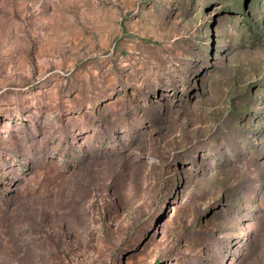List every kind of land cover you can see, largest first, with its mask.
Masks as SVG:
<instances>
[{
	"label": "rangeland",
	"instance_id": "obj_1",
	"mask_svg": "<svg viewBox=\"0 0 264 264\" xmlns=\"http://www.w3.org/2000/svg\"><path fill=\"white\" fill-rule=\"evenodd\" d=\"M0 264H264V0H0Z\"/></svg>",
	"mask_w": 264,
	"mask_h": 264
}]
</instances>
